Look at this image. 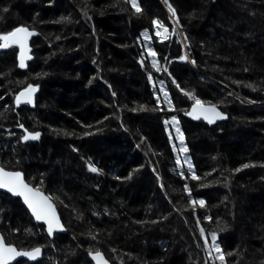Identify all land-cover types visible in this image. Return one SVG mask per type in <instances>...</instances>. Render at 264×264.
<instances>
[{
	"label": "trees",
	"instance_id": "16d2710c",
	"mask_svg": "<svg viewBox=\"0 0 264 264\" xmlns=\"http://www.w3.org/2000/svg\"><path fill=\"white\" fill-rule=\"evenodd\" d=\"M134 1L0 0V44L39 33L24 71L15 46L0 51V166L51 197L66 230L48 240L0 193V235L42 248L35 264H264V0ZM167 16L178 34L158 43ZM31 85L35 106L16 109ZM195 98L226 121L187 119Z\"/></svg>",
	"mask_w": 264,
	"mask_h": 264
},
{
	"label": "water",
	"instance_id": "95a60500",
	"mask_svg": "<svg viewBox=\"0 0 264 264\" xmlns=\"http://www.w3.org/2000/svg\"><path fill=\"white\" fill-rule=\"evenodd\" d=\"M36 30L28 27H18L5 36V41L0 44V51L7 49L9 46L17 48L16 64L20 71L26 69L27 63L32 60L31 43L33 38L38 37ZM38 90L31 85L19 91L15 97V108L24 105L29 108L35 106V98ZM184 116L191 121H202L207 126H213L216 123L225 122L227 115L214 105L193 104ZM25 140H37L39 135L31 136L24 131ZM0 193L20 202L22 207L37 226H41L44 234L49 240L54 235H64L66 233L55 205L44 192L37 190L29 185L24 176L19 171H9L0 167ZM43 250L36 247L31 250H18L12 245H8L0 235V264H17L19 261H26L35 264L41 261ZM91 264H110L105 256L100 253L89 255Z\"/></svg>",
	"mask_w": 264,
	"mask_h": 264
},
{
	"label": "rangeland",
	"instance_id": "374dc122",
	"mask_svg": "<svg viewBox=\"0 0 264 264\" xmlns=\"http://www.w3.org/2000/svg\"><path fill=\"white\" fill-rule=\"evenodd\" d=\"M132 2H133V6H135L136 7V4H135V1L134 0H132ZM175 22V21H174ZM173 22V23H174ZM176 23V22H175ZM175 23H174V25H175ZM178 27V26H177ZM31 29V28H30ZM34 30V29H33ZM174 30H176V28L174 29ZM38 32V31H37ZM178 32V30H176L175 31V35L176 34H178L177 33ZM152 35H153V31H152ZM39 36V35H38ZM80 51L81 52H83L84 53V55H86V49H84V48H81L80 49ZM148 52H150V51H148ZM150 54H151V52H150ZM60 60L62 59V58H59ZM82 60H86V59H82ZM161 89L163 90V87H161ZM195 100H196V102H195ZM192 101H193V99H192ZM194 102H195V104H211L210 102H208V101H205V102H203L202 103V101L199 99V98H197V99H194ZM168 124H170L175 130H173V133L171 134L169 131L167 132V135L169 136V140H170V143H171V145H172V147L174 148V151H175V155L177 156V161H180L181 159H183V161L187 164L188 162V160H187V155H186V152H185V147L183 146V142H184V140H183V136H182V134H181V132H179V128H178V125H177V119H175L173 116H170L169 117V120H168V122H167ZM25 131H27V130H25ZM27 132H29V131H27ZM30 134H31V136H33L34 137V135H36L37 133H31V132H29ZM180 155H179V154ZM181 158V159H180ZM0 167H2V166H0ZM3 168V167H2ZM5 169V168H4ZM9 171H13V170H9ZM27 182V181H26ZM36 188V187H35ZM37 189V188H36ZM49 198H51V197H49ZM65 235V234H64ZM45 237L47 238V236L45 235ZM54 238V237H53ZM236 239H240V241L244 244V241H243V238H244V236H243V234H241L240 233V235H236V237H235ZM48 239V238H47ZM49 240V239H48ZM53 240V239H52ZM52 240H50V241H52ZM184 245H185V243H184ZM16 248V247H15ZM183 248V247H182ZM184 248H185V246H184ZM18 249V248H17ZM31 249H34V248H31ZM31 249H26V250H31ZM18 250H20V249H18ZM25 250V251H26ZM245 255H247V254H245ZM245 260H247V262L249 261V263L248 264H252V260L251 259H245ZM244 262V261H243ZM244 264V263H243Z\"/></svg>",
	"mask_w": 264,
	"mask_h": 264
},
{
	"label": "built area",
	"instance_id": "2783aa9c",
	"mask_svg": "<svg viewBox=\"0 0 264 264\" xmlns=\"http://www.w3.org/2000/svg\"><path fill=\"white\" fill-rule=\"evenodd\" d=\"M170 16L166 20H155L153 22V35L158 42H165L174 38L175 31L178 30L177 24ZM176 28V30H174Z\"/></svg>",
	"mask_w": 264,
	"mask_h": 264
}]
</instances>
